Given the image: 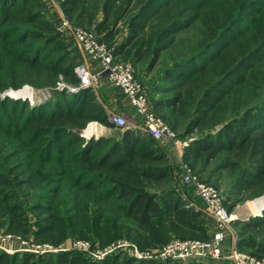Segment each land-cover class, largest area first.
Listing matches in <instances>:
<instances>
[{"label": "trees", "instance_id": "obj_1", "mask_svg": "<svg viewBox=\"0 0 264 264\" xmlns=\"http://www.w3.org/2000/svg\"><path fill=\"white\" fill-rule=\"evenodd\" d=\"M263 1L58 0L72 24L97 23L96 34L109 46L123 27L124 37L114 55H125L132 66L147 63L148 71L174 44L178 31L196 22L202 25L207 39L198 51L165 69L168 95L154 104L170 108L169 121L172 116L187 118L181 137L204 125L216 128L186 149L195 157L204 156L205 167L216 160V171L229 173V194L238 196L230 208L264 194V98H255L258 90L264 91V14H259ZM59 35L44 0H0V92L25 83L55 87L60 75L77 85L74 66L65 55L40 63L65 50ZM28 37L34 41H27ZM17 43L28 47L15 48ZM32 51L39 55L25 58ZM93 90L62 91L54 102L38 106L0 99V198L15 200L19 188L31 185L38 189L36 210L52 211L61 201L69 202L70 216L76 221L73 232L89 239L92 247L125 238L141 251L153 253L174 237L211 239L204 211L170 185L174 180L169 167L160 165L166 155L155 145L157 139L132 129L122 130L119 139H85L80 134L89 121L118 128L95 101ZM12 158L18 161L5 163ZM51 162L58 169L48 176L34 171ZM46 200L49 207L43 203ZM1 206L0 216L16 217L9 230L27 227L19 202L11 201L6 209ZM65 218L37 219L35 233H56L62 223L67 224ZM236 233L237 248L264 256V210L243 221ZM194 261L138 259L124 251L95 261L75 249L36 254L0 249V264H211Z\"/></svg>", "mask_w": 264, "mask_h": 264}, {"label": "rangeland", "instance_id": "obj_2", "mask_svg": "<svg viewBox=\"0 0 264 264\" xmlns=\"http://www.w3.org/2000/svg\"><path fill=\"white\" fill-rule=\"evenodd\" d=\"M86 2H89V0H86ZM44 3L46 4L48 16L52 19L54 25H56L58 14L60 12H62V9L59 6V3L55 4L50 0H44ZM263 3H264V1H263ZM261 5H263V9H261V13H259L260 16L262 14H264V4H261ZM96 26H97V23H94V24L90 25L89 27H83V26H78V27H81L84 29H93L95 31ZM120 29L122 31L123 27L120 26ZM120 32L116 35L115 39L113 40V43L109 42V44L113 47V52L117 48V45H118V38L117 37H119ZM58 33L60 34L59 35L60 40L62 41L63 45L65 46V50H63V51L57 50L56 52H54L52 54L51 58H49L48 60L41 59L40 63H47L48 61L54 59V57L61 56V55H65L66 62L72 66H75L78 63H84L80 52L76 48L73 35L69 32L63 34V33H60L58 31ZM13 37H14V35H13ZM13 37L11 39H13ZM123 37H122V39H123ZM206 39L207 38H206V35H205V32H204L202 25L199 22H196L192 26H190L189 28L178 31L176 33L174 44L169 49L165 50L162 53L159 62L157 63L156 66H154V68L152 70H150V71L147 70V63H144L143 65L142 64H135L133 66V69H134L135 78L145 88V91L148 95L152 109L156 112L157 115L161 116L165 120L166 124L175 133V136H176L175 140L178 141V144H175L174 141H171L168 139H162V140H156V144H155L166 155V159L161 161L160 165L165 164L169 167L170 176L174 180V182H171L170 185H175L176 187H178L182 196L189 202V204H191V205L195 206L196 208L204 211V214L206 217V224H207L208 229L209 228L211 229V227H212L215 230L216 227L213 223L212 217L208 213H206L205 208H204L205 206L203 205L201 200L194 197L193 192H192V191H194L193 186L191 184H186L182 181V175L184 172V165H186L187 167H190L191 170L195 174L198 175L200 180L207 182V183H209V184H211V185H213L219 189V191L221 192V194L223 196V202H224L226 207L230 208V206L232 205V202L237 199V197H238L237 195H234L231 197V195L229 194V191H228L231 176L229 175V173L226 170L216 171V163H217L216 160L212 161L209 166L205 167L204 162H203L204 156L195 157V155L193 153L189 152V150L186 149L187 145L194 142L195 139H197L198 137H202L204 135V133H206L208 131H214L216 128H213V127L210 128V127L204 125L203 129H200V128L194 129V131L192 133H189V134L181 137L180 135L185 130L184 127L186 126V122L188 121L187 118L186 117H180V116H172L171 120L169 121L168 117L170 116V110H169L170 108H160V107H156L154 104L155 101H157L159 98L163 97L164 95H168V93H164V90L166 89V87H168L167 84L165 83L166 82L165 76H164L165 75V69H167L170 66H173L178 61H180V60L184 59L185 57H188L192 53H195L196 51H198V49L200 48V46L204 43V41ZM27 41H34V40L32 38L28 37ZM14 47L20 48V49H22V48L26 49V47H28V46H27V43H21V44L17 43ZM30 49H32V48H30ZM34 49H35V47H33V50ZM24 51H27V53L30 52V51L28 52V50H24ZM19 53L24 54V52H22V50H20ZM31 53H33V51ZM30 55L25 53V58L34 59L39 54L33 53ZM114 56H115V59L118 61H127V62L130 61L131 62V60L124 57L125 55L116 54ZM94 69H96V68H94ZM102 79H101V83L98 86V88H95L93 90V92H94V96H95V101L100 103L104 107V106H109L110 103L106 100L103 92L101 93V91H99V88L103 82ZM58 80H59L60 84H62L61 86L56 85L55 87H35L31 84L25 83L21 87H19L18 89H12V88L8 87L5 90H3L2 92H0V99L8 97V98H11L13 100H18L21 102L28 103L30 106H38V105H44L46 103H51V102H54L56 100V98L61 94L62 91L68 92L67 88L64 87L65 83L71 85V83L68 82L66 77L58 76ZM24 87L29 88V94L30 95L32 94V96H33L32 100L28 99V98L26 99L24 97H21V98L15 97L14 95H12L11 91L21 90ZM107 90L114 92L115 96L118 97V94H117V92H119L118 89H116L114 87H112V88L108 87ZM8 91H10V92H8ZM75 92H78V91H73V93H75ZM8 93H9V96H8ZM256 93H258L257 96L255 95L256 99L257 98H261V99L264 98V91L260 92L258 90ZM93 99H94V97H92V100ZM20 116L21 115H19L18 118ZM3 123H6L5 120ZM13 123H15V122H13ZM89 126L94 127V129H98L99 127H104L105 129L108 130V133H109V134H106L104 137H112V138H117V139L120 138L121 131L123 130L120 128L109 129L98 121H89L87 126L84 129H82V131H85ZM174 126H177V127L175 128ZM82 131L80 132L81 135L84 134V132H82ZM93 137H95V136H93ZM88 138L89 137H87V136L85 137V139H88ZM12 141L14 144L15 141L13 139H12ZM166 149H168L173 154L168 156ZM17 161H18V158H12L11 160L6 161L5 163L8 165H11ZM52 163L53 162H51V164L49 163L47 165L41 166L40 168H38V170H34V171H37L38 175L41 174L44 176H48L52 170L58 169L56 164H52ZM59 167L63 168L64 165H61ZM54 186H55V184H50L49 187L53 188ZM100 187L103 188L104 186H100ZM17 191H19V195L15 200H7V202H5L0 198V201H1L0 205H2L6 209L8 204L11 201L19 202L23 207L21 211L22 212L24 211L26 216H27L28 225H27V227L24 226V228H22V231H19V232L15 231V230H9V227L11 229L13 227L14 223L16 222V217H14L11 214L6 215V217H4V218H3V216H0V233H3V234L10 233V234H14L17 237H20L21 239H24L28 243V248H31L32 247L31 245L34 244V245H40V246L49 245L50 247H52L53 250L57 249V251H60L59 249H69L70 250L73 243H75L77 241H87L90 243L89 251H82L81 250V252L86 257H88L90 259H92V258L95 259V258H97L95 256V254L99 253L100 251L104 250L105 248L109 247L110 245L116 243L118 240H123V241L126 240L127 242L132 243L131 240H127L125 238H119V239H116L115 241H113L109 244L106 243L108 245H106V244L101 245L98 242H96V245L94 247H92L89 239L83 238L80 234L77 235V233L75 234V232H73L74 231L73 226L75 225L76 221L73 218H71V216H70L71 214H70L69 210H71L70 209L71 204L69 202L61 201L58 204L59 205L58 207L55 206V207L51 208V209H54L52 211L36 210L33 207H34L36 202L40 201V199H37V197H36V194L38 193V189H35L34 187H31V185H30V186H23L21 189L19 188ZM82 191H89V190H82ZM262 196H264V194L260 195L258 197L252 198V199L243 200L241 202L236 203L234 205V207L230 208V213L234 214L236 217L234 220V221H236V223L232 224L234 229H235V233L231 232L233 237L236 236V241L238 239L236 231H238V229H240L242 222L246 221V219H248L249 217L254 216V215H251L252 211H251V213L248 211V208H249L248 203H250V201H254L255 199L260 198ZM43 203L46 206L49 205L47 203V200L44 201ZM64 205H66V207L68 209H65ZM47 207H49V206H47ZM55 209H59V212H56ZM261 213H262V211L260 212V214ZM247 215H249L248 218H245V216H247ZM49 216L59 217V218L66 217L65 220H66L67 224L62 223V225L60 226L62 229L56 233L50 232V233H47L45 235H37L35 233L36 231H38V225L36 224L37 219H44L45 217H49ZM68 225H71L70 228ZM63 233H65V236H62ZM175 239H180V238L174 237L173 240H175ZM184 239H199L200 240L201 238H198V237L197 238H188L187 237ZM55 242H56V244H55ZM12 246H13V249L16 250L17 243L14 242L12 244ZM220 246H221L222 250L224 248L229 249L230 248V239H228L227 242L224 243V247L222 246V244ZM236 249L238 251H241V249H239L237 247H236ZM138 250L143 253V251H141L139 248H138ZM57 251H48V252L54 253ZM158 251L153 252V253L152 252L149 253L146 251L144 253H149V254L154 255ZM48 252H44V253H48ZM241 252H243V251H241ZM36 253L37 252H35V254ZM125 253L129 255L128 252L125 251ZM244 253H248V252L244 251ZM221 260L223 261V259H221ZM221 260H217V261H221ZM177 262L178 263H189V262H195V261L194 260H189V261H181L180 260Z\"/></svg>", "mask_w": 264, "mask_h": 264}, {"label": "built area", "instance_id": "obj_3", "mask_svg": "<svg viewBox=\"0 0 264 264\" xmlns=\"http://www.w3.org/2000/svg\"><path fill=\"white\" fill-rule=\"evenodd\" d=\"M50 1L55 4L59 3L57 0ZM55 26L60 33L64 34L69 32L73 35L76 45L88 60V63H78L73 67V72L78 78V84L69 85L65 83L64 87L67 88L68 91H79L89 87L93 89L98 88L101 79L106 78L110 83L123 92L130 106L134 109L135 114L142 119V122L139 124L135 118L128 117L125 114L110 113L108 114V120L110 122L123 130H137L141 136H151L157 140L168 139L174 141L175 144H178V141L175 140V133L152 109L145 88L135 78L134 69L130 62L116 60L112 46L107 45L101 40L93 29H84L72 24L63 12L58 14ZM93 65H96L97 68L94 69ZM61 85L62 84H60L58 80L57 86ZM82 135L86 137L85 134ZM182 181L193 186L196 195L204 202L206 213H208L214 220L218 233L208 240H172L154 255L140 252L136 245L127 242L126 240H118L116 243L95 254L97 258L94 257L95 259H92L97 261L107 254L126 251L129 255L138 259L153 256L173 261L224 258L232 260L233 264H264V256L260 258L252 256L248 253L238 251L235 246H233L229 252H223L220 246L223 241V235L220 230L228 228L231 232L235 233V229L232 226V223L236 218L235 215L228 211L219 189L200 180L198 175L186 165H184ZM263 210L264 208L261 211ZM234 238L236 239V236ZM14 242L17 243L16 250L13 249L12 246ZM31 246V248H28L27 241L14 234L0 233V249L7 253H13L14 251H28L34 253L57 251V249L53 250L49 245L40 246L32 244ZM70 249L89 251L90 243L87 241H77L73 243Z\"/></svg>", "mask_w": 264, "mask_h": 264}, {"label": "crops", "instance_id": "obj_4", "mask_svg": "<svg viewBox=\"0 0 264 264\" xmlns=\"http://www.w3.org/2000/svg\"><path fill=\"white\" fill-rule=\"evenodd\" d=\"M124 33H125V31L123 29L120 32L119 37H117L118 38V42H119V40L121 41L122 37L124 36ZM75 45H76V43H75ZM76 48L80 52V54H81V56L83 58L84 63H88V60L81 53V51L79 50V48H78L77 45H76ZM93 67L94 68H97L96 65H93ZM102 81L103 82H102V84H101V86L99 88V91H101V93L103 92L106 100L110 103L109 106H104V108L107 111V113L108 114H110V113H121V114H125L128 117L135 118V120L138 121L139 124H140L142 122V119L135 114L134 109L130 106V104L127 101L126 97L124 96L123 92L119 88L115 87L112 83H110L106 78H103ZM108 87H111V88L114 87V88L118 89V91H119V92H117L118 97L115 96L114 92H111V91L107 90ZM97 131L99 132V136H105L106 134H109L108 133V130L105 129L104 127H99L97 129ZM166 150H167V155L168 156L173 154L168 149H166ZM192 192H193L194 197H196L199 200H201V202L204 205V202L202 201V199L200 197H198L194 191H192ZM248 211L251 213V210L249 208H248ZM248 216L249 215L245 216V218H248ZM208 231H209V234L211 235V238L216 233H218L217 229L215 228V230H214V228H212V227H211V229L209 228ZM221 233L223 235V241H222V246L223 247H224V243L227 242L228 239H230V248L229 249L228 248L227 249H225V248L223 249V252H229L232 249L233 246H236V239L232 236L231 231L228 228H225V229L221 230ZM221 259H223V261ZM201 260L202 261H207L208 263H211V264H231V263L233 264V261L232 260H230V259H224V258H217V259L216 258H204V259H201ZM217 260H221V261H217Z\"/></svg>", "mask_w": 264, "mask_h": 264}, {"label": "bare ground", "instance_id": "obj_5", "mask_svg": "<svg viewBox=\"0 0 264 264\" xmlns=\"http://www.w3.org/2000/svg\"><path fill=\"white\" fill-rule=\"evenodd\" d=\"M8 92H10V91H8ZM11 93L15 97H20V98L21 97H24L26 99L28 98V99H31V100H32V97H33L32 94L31 95L29 94V88L28 87H24L23 89L17 90V91H11ZM8 96H9V93H8ZM84 134L87 137H90V136L98 137L99 136V132L97 131V129H94V127H92V126H89L84 131ZM248 206H249V208L252 211V215H258V214H260L261 210L264 208V196H262L260 198H257L254 201H250V203H248Z\"/></svg>", "mask_w": 264, "mask_h": 264}, {"label": "water", "instance_id": "obj_6", "mask_svg": "<svg viewBox=\"0 0 264 264\" xmlns=\"http://www.w3.org/2000/svg\"><path fill=\"white\" fill-rule=\"evenodd\" d=\"M82 132H84V131H82ZM83 136V135H82Z\"/></svg>", "mask_w": 264, "mask_h": 264}]
</instances>
